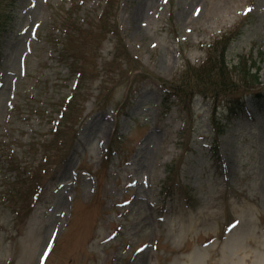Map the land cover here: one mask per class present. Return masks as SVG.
<instances>
[{"label":"rangeland","instance_id":"374dc122","mask_svg":"<svg viewBox=\"0 0 264 264\" xmlns=\"http://www.w3.org/2000/svg\"><path fill=\"white\" fill-rule=\"evenodd\" d=\"M223 39L264 0H0V264H264V62L165 93Z\"/></svg>","mask_w":264,"mask_h":264},{"label":"trees","instance_id":"16d2710c","mask_svg":"<svg viewBox=\"0 0 264 264\" xmlns=\"http://www.w3.org/2000/svg\"><path fill=\"white\" fill-rule=\"evenodd\" d=\"M222 49L216 51L214 54L210 55L206 62H204L199 67H194L188 65L186 70L183 72V81L179 84L172 86L171 88L165 87L166 92L169 96H175L180 98L183 94H188L189 92L196 91L199 94H207L204 90L214 91L215 97L217 92L224 93L229 88H233L236 83L234 78L251 85H259L258 83V74L260 71V65L264 62V54L259 52L257 57L253 59V56L250 55L249 58H241L236 67L229 68L228 63H226L225 49L229 43V40L223 39ZM221 41H218L214 44V50L220 46ZM218 52V54H217ZM197 88L198 90H196ZM203 89V90H202ZM216 91H215V90ZM242 91L243 97L245 94L248 95H258L256 91H253L249 88H244L239 86ZM257 90V88H255ZM168 100L170 97L165 95ZM240 107V106H239ZM217 127V126H216ZM221 128V125H218V129ZM219 131V130H218Z\"/></svg>","mask_w":264,"mask_h":264}]
</instances>
